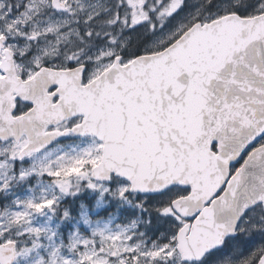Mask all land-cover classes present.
I'll use <instances>...</instances> for the list:
<instances>
[{
    "label": "snow or ice",
    "instance_id": "obj_1",
    "mask_svg": "<svg viewBox=\"0 0 264 264\" xmlns=\"http://www.w3.org/2000/svg\"><path fill=\"white\" fill-rule=\"evenodd\" d=\"M209 25L234 47L203 76L163 66ZM25 159L65 216L84 193L140 198L153 235L126 226L115 264H264V0H0V166Z\"/></svg>",
    "mask_w": 264,
    "mask_h": 264
},
{
    "label": "rangeland",
    "instance_id": "obj_2",
    "mask_svg": "<svg viewBox=\"0 0 264 264\" xmlns=\"http://www.w3.org/2000/svg\"><path fill=\"white\" fill-rule=\"evenodd\" d=\"M189 4L195 10L201 8L205 0H189ZM204 11L209 10L205 8ZM87 142L91 143V138H87ZM79 143L61 145L60 150L71 152ZM48 159H54V156ZM35 161L37 170L41 162L48 163V160L42 159V155ZM30 171L31 167L28 169ZM75 174L79 175L78 172ZM40 179L41 191H21L22 195L16 198L20 207L0 208V235L7 231L19 241L15 264H115L110 258L119 257L128 247L125 226L116 223L122 218L123 210L133 207V210H127L135 211L131 219L136 221L149 219V213L137 206L139 197H130L127 201L107 197L101 201L99 194L89 193L81 197V212L73 207L72 214L65 216L69 208H66L68 201H63V189L56 191L46 177L41 176ZM60 179L66 180L67 177ZM112 209L115 210L111 212ZM69 219L82 223H74L73 228L61 231L59 225ZM81 225L84 227L81 228Z\"/></svg>",
    "mask_w": 264,
    "mask_h": 264
},
{
    "label": "water",
    "instance_id": "obj_3",
    "mask_svg": "<svg viewBox=\"0 0 264 264\" xmlns=\"http://www.w3.org/2000/svg\"><path fill=\"white\" fill-rule=\"evenodd\" d=\"M234 47L233 39L228 34L227 30L222 27L209 25L206 29H201L199 33V39L197 42L189 41L187 47L181 45L179 51L182 53L181 58L173 59V63H168V57H165L162 64L166 69H170L180 59L192 66L194 71H198L201 76L204 75L211 66H213L218 60L222 59L223 55L226 54L230 48ZM183 76V73L180 74ZM121 125L125 123V115L127 112L125 109L120 107ZM56 143V142H54ZM53 143V144H54ZM242 157V156H241ZM241 157L234 161L233 164L237 163ZM13 247L16 250V259L18 256L17 243H14ZM14 261V264L16 262Z\"/></svg>",
    "mask_w": 264,
    "mask_h": 264
},
{
    "label": "flooded vegetation",
    "instance_id": "obj_4",
    "mask_svg": "<svg viewBox=\"0 0 264 264\" xmlns=\"http://www.w3.org/2000/svg\"><path fill=\"white\" fill-rule=\"evenodd\" d=\"M207 10H210L206 8ZM78 140H73L70 142H65L61 140L59 142V145H65L67 143L71 142H77ZM57 143L53 144L51 147L55 148L57 147ZM42 155V154H41ZM40 155V156H41ZM36 156L33 159L36 160L38 157ZM243 163V156L241 159L234 164L235 167H239L240 164ZM32 164V161L29 159H25L23 162V165L21 164L20 161H16L15 163V168H16V175L14 176L11 170V163H8L4 166H0V177L4 178L5 181H11V188L7 192H0V208L4 207L8 209L10 206H15L17 205L16 198L19 195H22L21 191H41V187L39 186L41 182V176L40 175H32L30 177H27L26 179H21L19 176V173L21 171L28 172V169L30 168V165ZM137 207V206H135ZM68 208V206L66 207ZM133 207L126 208L123 210L122 213V218L116 221L117 224L121 226H130L131 223L135 222L138 225V231H142L145 233L147 236H152L154 229L153 227L149 226L147 220H134L131 219L133 217L130 212L127 209H132ZM133 210V209H132ZM135 212V211H134ZM149 217V216H148ZM74 223H82L81 221H73L71 219L63 221V225H59V228H61V231H66L68 229L73 228ZM81 228L84 226L81 225ZM89 232V230L87 231ZM70 232H68L69 234ZM67 234V232H66ZM67 236V235H66ZM28 238V237H26ZM258 239V238H257ZM16 241L17 244H19V241L17 239H13Z\"/></svg>",
    "mask_w": 264,
    "mask_h": 264
}]
</instances>
